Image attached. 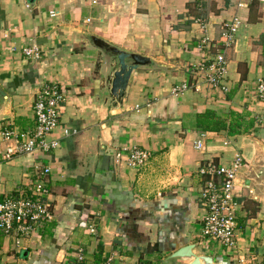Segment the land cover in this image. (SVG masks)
I'll return each instance as SVG.
<instances>
[{
    "label": "crops",
    "instance_id": "0c3cea01",
    "mask_svg": "<svg viewBox=\"0 0 264 264\" xmlns=\"http://www.w3.org/2000/svg\"><path fill=\"white\" fill-rule=\"evenodd\" d=\"M239 3L0 1V93L9 99L0 102V201L30 198L34 181L50 167L53 213L52 222L19 247L0 231V264H141V253L155 246L160 254L148 258L151 264H183L166 259L200 241V170L212 161L230 166L237 155L244 161L236 182L238 254L230 257L217 245L204 254L217 264L254 256L264 261V104L252 97L264 82V0H247L245 9ZM236 17L241 25L222 82L227 91L211 88L196 70L210 64L212 45L220 47ZM88 35L167 68L134 73L113 112L108 93L92 79L97 54ZM204 41L209 47L202 50ZM33 47L43 52L42 60L25 57ZM51 83L62 84L67 94L60 125L48 137L59 146L6 161L15 141H6L3 132L35 128L37 94ZM187 83L184 93L174 92ZM207 111L227 124L240 115L254 127L235 136L202 132L196 118ZM200 140L203 151L194 147ZM133 147L149 153L145 165L117 162L118 153L126 160Z\"/></svg>",
    "mask_w": 264,
    "mask_h": 264
},
{
    "label": "built area",
    "instance_id": "2783aa9c",
    "mask_svg": "<svg viewBox=\"0 0 264 264\" xmlns=\"http://www.w3.org/2000/svg\"><path fill=\"white\" fill-rule=\"evenodd\" d=\"M1 1V0H0ZM96 4V1H94ZM247 7V0H240L239 9ZM90 22V21H89ZM240 19L236 17L230 24L226 25L223 34L222 45L216 47L212 54L210 64L204 63L197 70V74L205 77L211 88L227 91L222 85L224 76L228 69L226 60L227 52L231 49L235 35L240 27ZM206 41L200 46L202 50L208 48ZM24 55L31 61H40L44 54L37 47L26 48ZM189 88L188 83L176 88V94L184 93ZM253 99L264 104V82H261L253 92ZM67 94L62 89V84H47L37 94L34 105L36 126L31 132L16 134L14 131L6 130L2 136L6 141H15L3 155L6 161L16 156L31 155L37 151L49 153L59 146L58 142H49L48 137L60 125L64 113V104ZM194 147L198 151L204 150L202 140L195 142ZM127 152V150H123ZM129 155L124 160L123 155H116L117 162L125 161L130 167L139 168L149 160V153L137 147L129 149ZM244 161L241 155H237L230 166L210 162L201 168L203 184L199 193L198 203L205 210L203 219V230L199 241V249L203 253H209L212 245L224 247L230 257L238 254V236L240 235L238 225V203L235 200L239 195L236 187L237 177ZM51 174V168L47 167L34 181L32 196L30 198H7L0 201V231L6 236L14 237L17 246L22 241L30 238L44 225L52 222V205L48 200L50 196L47 177ZM236 264H264L254 256L251 261L239 258Z\"/></svg>",
    "mask_w": 264,
    "mask_h": 264
},
{
    "label": "water",
    "instance_id": "95a60500",
    "mask_svg": "<svg viewBox=\"0 0 264 264\" xmlns=\"http://www.w3.org/2000/svg\"><path fill=\"white\" fill-rule=\"evenodd\" d=\"M86 42L97 54L92 79L97 82L101 91L105 89L108 93L110 100L108 98L107 101H110L113 112L118 111L123 104L134 73L139 70L167 68L151 57L120 49L93 35H88ZM1 101L9 102V99L0 93ZM166 261H180L183 264H217L214 257L200 251L198 243L179 249L171 254Z\"/></svg>",
    "mask_w": 264,
    "mask_h": 264
},
{
    "label": "trees",
    "instance_id": "16d2710c",
    "mask_svg": "<svg viewBox=\"0 0 264 264\" xmlns=\"http://www.w3.org/2000/svg\"><path fill=\"white\" fill-rule=\"evenodd\" d=\"M264 43V38L262 39V44ZM216 44L211 47V54L215 53ZM222 45V42H221ZM220 45V46H221ZM226 60L228 62L227 56ZM209 63H206L208 66ZM235 117V122L227 124L224 120L219 118L215 112L207 111L204 114L197 116L196 127L202 132H222L227 131L230 136L240 135L242 133L248 132V129L254 127L253 121H246V119L240 115H232ZM155 253L160 254L158 246L153 248L148 247L141 253L140 263L141 264H151L148 258L153 256ZM146 260V261H145Z\"/></svg>",
    "mask_w": 264,
    "mask_h": 264
}]
</instances>
